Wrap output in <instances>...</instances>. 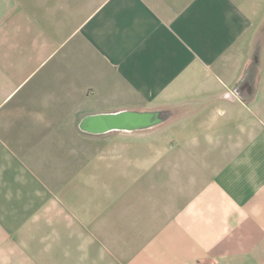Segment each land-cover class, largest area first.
Segmentation results:
<instances>
[{"label": "crops", "instance_id": "crops-1", "mask_svg": "<svg viewBox=\"0 0 264 264\" xmlns=\"http://www.w3.org/2000/svg\"><path fill=\"white\" fill-rule=\"evenodd\" d=\"M0 264H264V0H0Z\"/></svg>", "mask_w": 264, "mask_h": 264}, {"label": "water", "instance_id": "water-1", "mask_svg": "<svg viewBox=\"0 0 264 264\" xmlns=\"http://www.w3.org/2000/svg\"><path fill=\"white\" fill-rule=\"evenodd\" d=\"M98 123H92L89 119H85L83 122L84 128L87 126L90 127L92 124L97 125H105V124H114L118 126H128V127H135L141 125H148L153 123L156 118L153 113H140V112H132V111H125L121 113H116L109 115L107 117L98 116Z\"/></svg>", "mask_w": 264, "mask_h": 264}, {"label": "rangeland", "instance_id": "rangeland-1", "mask_svg": "<svg viewBox=\"0 0 264 264\" xmlns=\"http://www.w3.org/2000/svg\"><path fill=\"white\" fill-rule=\"evenodd\" d=\"M85 143H86V142L84 141V146L86 145Z\"/></svg>", "mask_w": 264, "mask_h": 264}]
</instances>
